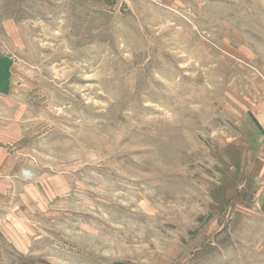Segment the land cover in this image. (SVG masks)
Wrapping results in <instances>:
<instances>
[{
  "label": "rangeland",
  "instance_id": "rangeland-1",
  "mask_svg": "<svg viewBox=\"0 0 264 264\" xmlns=\"http://www.w3.org/2000/svg\"><path fill=\"white\" fill-rule=\"evenodd\" d=\"M0 46V264H264V0H0Z\"/></svg>",
  "mask_w": 264,
  "mask_h": 264
},
{
  "label": "crops",
  "instance_id": "crops-1",
  "mask_svg": "<svg viewBox=\"0 0 264 264\" xmlns=\"http://www.w3.org/2000/svg\"><path fill=\"white\" fill-rule=\"evenodd\" d=\"M14 65L9 53L0 46V97L11 94ZM15 159V156L0 144V216H4L3 209L12 195L15 180L23 176V166L19 162L16 163Z\"/></svg>",
  "mask_w": 264,
  "mask_h": 264
}]
</instances>
